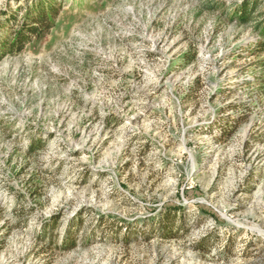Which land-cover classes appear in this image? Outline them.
<instances>
[{"label": "rangeland", "instance_id": "1", "mask_svg": "<svg viewBox=\"0 0 264 264\" xmlns=\"http://www.w3.org/2000/svg\"><path fill=\"white\" fill-rule=\"evenodd\" d=\"M37 1L0 0V43ZM241 1L53 0L1 55L0 264H264V54Z\"/></svg>", "mask_w": 264, "mask_h": 264}, {"label": "trees", "instance_id": "2", "mask_svg": "<svg viewBox=\"0 0 264 264\" xmlns=\"http://www.w3.org/2000/svg\"><path fill=\"white\" fill-rule=\"evenodd\" d=\"M52 1L44 2L41 0L34 3L33 11L25 14L21 26L14 31L12 37L0 43V50L3 49L0 51V57L7 51L21 50L26 43L42 38V33H44L42 29H48L54 24L56 8ZM259 6L260 0H242L232 10L231 19L242 24L254 21L252 27L259 36L255 46L258 52L264 54V11H258ZM261 62L264 65V61L262 60ZM33 143L35 142L30 144L29 151L38 148V145L34 146ZM169 213L170 211L163 216L160 224L161 235L165 238L170 237L174 232L172 230L174 223L171 222ZM200 247L202 248V246Z\"/></svg>", "mask_w": 264, "mask_h": 264}]
</instances>
